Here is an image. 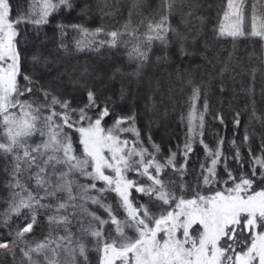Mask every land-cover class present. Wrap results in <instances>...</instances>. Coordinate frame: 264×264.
Wrapping results in <instances>:
<instances>
[{"label":"snow or ice","instance_id":"snow-or-ice-1","mask_svg":"<svg viewBox=\"0 0 264 264\" xmlns=\"http://www.w3.org/2000/svg\"><path fill=\"white\" fill-rule=\"evenodd\" d=\"M78 4L82 20L96 23L99 14L96 28L68 20ZM143 7L142 0H33L22 10L0 0V177L9 193L0 264H90L93 250L97 264H264V131L250 123L264 129V115L256 116L254 76L242 89L250 103L225 109L236 94V77L226 73L241 63L238 45L261 43L264 61V0H219L208 6L214 21L200 0H164L140 19V32L133 18ZM70 33L79 37L71 47ZM156 42L157 64L199 54L208 65L198 79L177 73L168 88L172 107L162 114L175 113L185 130L163 147L152 136L156 92L142 111L123 84L114 96L99 74L71 63L77 53L123 46L134 67H117L108 80H139ZM221 44L232 48L218 52ZM217 124L223 131L210 127ZM106 193L115 208L102 203Z\"/></svg>","mask_w":264,"mask_h":264},{"label":"trees","instance_id":"trees-1","mask_svg":"<svg viewBox=\"0 0 264 264\" xmlns=\"http://www.w3.org/2000/svg\"><path fill=\"white\" fill-rule=\"evenodd\" d=\"M33 2V0H12L13 6L19 5L22 10H26L29 8V5ZM39 3V0H36ZM202 4L205 5L204 14L211 18L213 21L216 18V9L215 7H208L209 5H215L219 2V0H200ZM109 3H115L117 5L128 4L129 6L132 4V0H109ZM144 7L142 9H138V12L143 14V17L137 15L134 16V22L138 27V31L142 32L143 29L139 27V21L141 18H150L154 11H157V5H163L164 0H142ZM79 7H82V4H78L76 10L72 12V14L68 17V20H73L75 23H82L88 29H94L98 26L99 23V14H97L96 20L94 23L92 20H88L85 18L82 20V17L77 16V11ZM162 7L160 11L162 12ZM128 9H123L124 16H127ZM117 20H120L121 23L124 22V19L121 17H116ZM111 17H106L105 21H111ZM114 22V21H113ZM198 20H193L192 25H198ZM210 27V26H209ZM76 33H70L68 37L69 46H73L75 39H77ZM131 45H129V48ZM232 46L230 44H221L218 46V52H226L230 51ZM238 54L241 56V63L237 65L233 70H230L226 73V76L231 81L232 77L235 76L237 83L235 84L236 94L235 96H229L225 100V109L227 110L229 103L233 106H239L243 108L246 104L250 103V98L242 89H246L247 87L252 85V78L255 77V102H256V116L264 115V98H262V91H264V61L261 60V43L256 42L254 39L250 38L246 43H241L238 45ZM161 54V49L159 47V42L153 47L152 56L153 60L151 65L146 69L145 74L139 80L135 79L130 75H121L118 74L115 80L109 81L108 78L112 75L115 68L119 67L124 73H128L134 67V65H130L127 58V50L121 46L118 51L106 52L104 55L99 56L94 54L93 52L85 51L81 53H77L74 55L71 63L79 64L82 67H87V70L94 75L99 74L102 79L97 81V83L102 85H107V90H110L114 96L119 95V89L121 84L127 89L128 97L127 100L131 101L132 99L136 100L137 106L144 111L143 105L145 101H147V97L150 93L156 92V100H157V110L154 115L145 111V115H152V119L154 123L152 125V136L153 141L157 144H161L164 146V142H168L169 140L174 144L176 142V137H183L184 133V125L178 124V119L175 113H172L169 117L163 116V111L165 108L171 110L172 104L168 99V88L170 86H177L176 74L177 73H190L194 78H199L201 75L205 73L208 68V65L204 60L201 59L200 55L197 54L193 57H184L180 60H175L174 62L169 64L161 61L159 64L155 63V56ZM208 57L210 59L214 58L213 52H208ZM199 65V67H197ZM157 85H159V91L157 90ZM116 98V97H114ZM179 99V97H177ZM149 103H151L149 101ZM181 106L184 108L185 114L187 113V105L181 101ZM253 128L257 133L264 131L261 129V124L259 120L250 121ZM142 128L145 127L143 123L140 125ZM213 130L219 129L223 131L220 126L213 125L210 126ZM228 137H231V124L228 126ZM243 128L241 129V132ZM206 141L210 144L214 143L209 140V138L205 137ZM201 159H203V154H201ZM0 167H2V162H0ZM9 195V193L4 190L2 177H0V221H3L4 216L3 212L5 211L2 201ZM102 203L106 205H111L113 208L116 206V200L114 199V194L106 193L102 199ZM87 208L91 212H95L100 215L102 218H107L106 213L103 208L98 207L97 205L88 203ZM87 222V221H86ZM85 222V223H86ZM72 231L75 229L72 227ZM61 235L63 233H60ZM89 249L93 248L92 242L88 244ZM88 259L90 264H97L98 256L95 251H90L88 254Z\"/></svg>","mask_w":264,"mask_h":264},{"label":"rangeland","instance_id":"rangeland-1","mask_svg":"<svg viewBox=\"0 0 264 264\" xmlns=\"http://www.w3.org/2000/svg\"><path fill=\"white\" fill-rule=\"evenodd\" d=\"M80 182H82V181H80ZM89 203H91V202H89ZM73 228L75 229V231H73V233L75 234L77 232V226L75 224V221L73 222ZM61 258H63V257H61Z\"/></svg>","mask_w":264,"mask_h":264}]
</instances>
